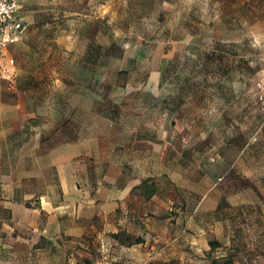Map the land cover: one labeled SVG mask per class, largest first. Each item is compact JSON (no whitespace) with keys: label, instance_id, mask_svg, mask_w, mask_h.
I'll return each mask as SVG.
<instances>
[{"label":"rangeland","instance_id":"rangeland-1","mask_svg":"<svg viewBox=\"0 0 264 264\" xmlns=\"http://www.w3.org/2000/svg\"><path fill=\"white\" fill-rule=\"evenodd\" d=\"M19 3L28 33L9 47L18 73L0 99L25 88L31 126L0 144L29 198L0 218V264H264V0ZM106 135L167 147L151 160L170 175L154 223L90 216L103 175L83 163Z\"/></svg>","mask_w":264,"mask_h":264},{"label":"crops","instance_id":"crops-1","mask_svg":"<svg viewBox=\"0 0 264 264\" xmlns=\"http://www.w3.org/2000/svg\"><path fill=\"white\" fill-rule=\"evenodd\" d=\"M21 15L25 21V33L16 44L21 42L28 33L29 24L22 9ZM9 47L0 52V79H11L14 82L13 79L18 71L10 54L13 49L9 50ZM26 91L24 88L23 95L17 99L12 98L9 101L0 99V138L11 137L13 134L26 135V124L30 125L31 118V103L24 97ZM2 108L7 109L8 113H2ZM4 123L8 124V133H6ZM140 142L143 143L141 150L136 142L132 145L119 144L112 135H106L102 139L91 141L88 153L91 155L94 153L98 156L95 161L85 162L83 166H86L89 171L100 169L103 175L102 184L90 188L87 195L89 196L87 202L93 207L91 217L106 218L108 214L117 210L121 214H128L130 210L135 212L139 218H145L148 222L154 223L156 221L159 207L154 204V200L159 191L164 188L165 182L161 180V174L154 171L151 160L153 154H158L156 156L158 161L160 158L166 159L167 154L163 151L167 147L149 138L138 143ZM139 152L146 154L148 157L147 166L142 172L136 171L133 162L127 158L128 153ZM3 155L4 150L0 144V189L2 190V193L0 192V218L3 217V214L19 218L21 214L25 213V203L29 197L25 194L24 183H21V179L17 177L16 169L10 168L9 165L6 166ZM130 171L134 173L132 176H129ZM168 177L170 178V175ZM169 178H165L167 187L170 185ZM146 180L149 184L155 183L156 192L151 196H147V193L140 196H130L132 190L141 186ZM129 203L133 204L132 209H129ZM134 203H136L137 210L133 209L135 207ZM44 232L47 234L48 229H45ZM58 232H60V229H55V235Z\"/></svg>","mask_w":264,"mask_h":264},{"label":"built area","instance_id":"built-area-1","mask_svg":"<svg viewBox=\"0 0 264 264\" xmlns=\"http://www.w3.org/2000/svg\"><path fill=\"white\" fill-rule=\"evenodd\" d=\"M25 33L19 0H0V52L16 44Z\"/></svg>","mask_w":264,"mask_h":264},{"label":"trees","instance_id":"trees-1","mask_svg":"<svg viewBox=\"0 0 264 264\" xmlns=\"http://www.w3.org/2000/svg\"><path fill=\"white\" fill-rule=\"evenodd\" d=\"M142 187L146 189L147 196H151L156 192L154 182L149 184L148 181L146 180L143 182ZM210 244H211L212 248L219 246L218 241H211ZM213 264H234V262L231 258H224L222 261L214 260Z\"/></svg>","mask_w":264,"mask_h":264}]
</instances>
